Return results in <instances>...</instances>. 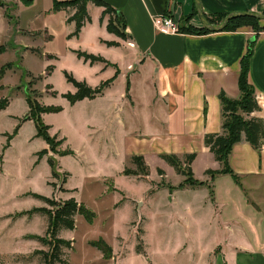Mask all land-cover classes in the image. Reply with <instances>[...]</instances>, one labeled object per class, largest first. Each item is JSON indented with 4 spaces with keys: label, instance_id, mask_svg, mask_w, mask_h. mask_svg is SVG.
I'll return each instance as SVG.
<instances>
[{
    "label": "rangeland",
    "instance_id": "obj_1",
    "mask_svg": "<svg viewBox=\"0 0 264 264\" xmlns=\"http://www.w3.org/2000/svg\"><path fill=\"white\" fill-rule=\"evenodd\" d=\"M3 5L9 6L7 16H14L13 0H0ZM20 7L25 10L21 11L20 27L27 33L13 31L17 26L11 20L10 33L0 38V100L9 101L8 108L0 112V264H41L40 256L34 253L42 245L30 237L45 235L48 217L38 213L21 218L17 215L36 208L55 209L33 194L59 203L74 197L95 214L92 224L77 215L74 230L60 231V238L73 241L70 264H123V257L124 264H149V259L153 264H198L218 245L220 222L235 221L234 217L243 224L255 221V213L246 208L237 214L232 210L217 213L204 203L208 201L204 200L205 193L201 211L190 212L187 207L193 201L191 197L186 193L170 196L175 190L172 185H178L181 176L171 175L170 180L154 176L153 182L150 177L138 181L133 175L120 174L122 162H108L107 153L124 147L128 138L106 126L104 101L89 99L72 104L68 99L77 90L65 73L93 88L107 79L104 74L99 76L100 66L85 63L72 51L98 55L103 49L92 42L88 31L84 38L68 40L74 29L64 21H55V27L49 30L42 28V21L31 22L46 8L44 0ZM114 20L115 27L123 30L120 17ZM116 93L119 96L118 88ZM28 98L35 103L34 114L44 108L59 110L43 114L42 119L49 127L47 134L56 152L52 154L59 157L71 149L76 155L58 161L60 176H54L55 168L48 159L52 151L50 146L45 149V140L37 136L35 122L25 121L30 115ZM18 125V134L4 151L6 136L13 135ZM43 151L47 153L39 158ZM61 169L71 175L66 186L75 190L72 196L65 186L68 174ZM125 170H134L130 159ZM203 186L192 187L185 178L177 189ZM107 188L110 193H118L109 194ZM194 237L195 244L187 245ZM101 239L113 248L109 259L91 245ZM138 246L144 251L141 256L136 252Z\"/></svg>",
    "mask_w": 264,
    "mask_h": 264
},
{
    "label": "crops",
    "instance_id": "obj_2",
    "mask_svg": "<svg viewBox=\"0 0 264 264\" xmlns=\"http://www.w3.org/2000/svg\"><path fill=\"white\" fill-rule=\"evenodd\" d=\"M13 1L14 16H7L9 6H0L2 39L10 33L11 20H15L17 26L13 27V31L27 33L26 29L20 27L23 16L21 11H25L20 5L24 4L20 0ZM44 1L46 8L40 10L31 22L42 21V28L49 30L55 27V21H64L65 25L73 26L74 32L75 23L68 22L74 11L54 12V0ZM102 1L116 10V16L124 23L126 39L107 30L110 17H103L104 8L93 3L87 6L91 21L82 28L80 36L84 38L88 31L92 42L99 44L102 52L109 54L101 52L96 56L103 55L112 66L88 63L100 66L99 76H106L107 79L102 80L100 85L112 79L119 71L117 78L104 93L93 99L104 101L108 129L128 138L124 147L107 153L108 162H122L124 167L120 174L125 175L128 160L133 156H143L150 168V181H155L154 176L155 179L163 178L158 175L159 169L165 172L164 178L168 180L171 175L181 176L178 185H172L175 190L170 196L186 193L193 200L187 207L190 212L201 211L202 193H205L204 200H208L204 203H209L219 214L230 210L237 214L241 208L254 212L256 219L250 223L243 224L236 217L233 218L235 221L220 222L218 245L208 254L207 259L202 262L199 259L198 264H264V147L258 151L246 141L234 146L230 166L239 177L237 183L229 175L215 178L205 175L208 170H220L221 165L204 143L206 135L222 131L219 95L224 92L232 99L241 96V62L251 41L253 55L248 80L262 108V112L254 113L252 117L264 119V30L257 33L253 25H244L235 31L208 34L182 31L179 34H165L158 31L154 24V18L164 14L173 17L182 28H203L195 0ZM200 2L207 19H216L232 12L264 13V0ZM258 25L264 29V21ZM44 36L46 40L50 39L47 31ZM80 36L68 37V40L79 39ZM107 43L116 45L109 46ZM64 139L67 141L66 137ZM189 154H197L192 170L195 179L204 183V186L180 190L177 187L185 177L177 174L161 156L176 155L183 158ZM69 156L76 157L75 154ZM65 157L68 156H57L58 161ZM61 172L68 174L66 186L71 175L62 169ZM134 177L138 181H146ZM114 188L120 191L115 184ZM66 189L70 196L75 192L67 186ZM117 191L110 193L108 190V193L117 194ZM71 198L74 197L67 200ZM195 239L189 238L187 245L195 244ZM124 258H121L123 264L126 260ZM148 261L153 264L152 260Z\"/></svg>",
    "mask_w": 264,
    "mask_h": 264
},
{
    "label": "trees",
    "instance_id": "obj_3",
    "mask_svg": "<svg viewBox=\"0 0 264 264\" xmlns=\"http://www.w3.org/2000/svg\"><path fill=\"white\" fill-rule=\"evenodd\" d=\"M23 4L29 5L33 0H20ZM89 3H93L95 6L104 8L103 17L109 16V23L107 30L110 33L116 34L122 39H126L125 26L123 23V30L115 27L116 21L114 17L117 15L116 10L105 3L102 0H54L53 11L73 10L74 13L69 17L68 22L75 23V31L69 36L79 37L82 28L86 23L91 21L90 15L87 10ZM227 15L218 16L216 19H208L211 24L218 25L223 22ZM259 21L252 18H237L230 22L225 31H235L244 25H253L257 33L263 31L258 25ZM186 31L192 34H208L211 33L205 28H182L181 32ZM109 46H114V43H107ZM79 59H83L85 63L91 65L95 63H103L106 66H112L110 62L105 60L101 56L89 54L87 52L77 51L75 52ZM253 55V41H251L248 52L241 62V72L239 77V89L241 96L239 99L229 98L224 92L219 95V99L222 107V131L220 133L208 134L205 136L204 143L209 151L214 155V158L221 165V169L217 171L208 170L206 176L215 178L220 175H229L233 180L239 183V177L234 173L230 166V155L234 146L242 141H246L251 146L260 151L264 147V119L261 117H252L254 113L262 112V108L259 105L254 88L250 85L248 80L250 60ZM119 71L116 75L102 83L98 87H91L87 82H80L74 78L73 75L65 73L67 81L76 88L75 94H69V101L74 104L84 99H95L101 96L105 89L117 78ZM27 103L30 107V115L25 118L26 120H32L36 124L37 136L43 138L48 146H50L51 153L56 154L55 149L51 146V138L47 134L49 127L43 122L42 115L48 112H58L55 108H44L38 114H34L33 111L36 108L35 103L31 99H27ZM8 100H0V112L8 108ZM21 125H18L13 135H7V143L4 151L10 148L11 141L18 134ZM45 151L39 153V158L45 155ZM74 155L72 150H68L61 156ZM197 158V154H189L183 158H179L176 155H162L161 159L168 165L174 168L177 174L184 176L190 186L195 185L203 186L204 183L197 181L192 170V164ZM134 170H125V175L137 176L141 179H147L150 176V168L147 165L143 156H133L130 159ZM50 164L54 163L50 159ZM184 166V167H183ZM159 176H165L163 170H158ZM54 176L57 175L54 173ZM196 182V183H195ZM195 184V185H194ZM33 197L40 199L53 210L33 209L29 212L19 213L17 217L21 218L25 215H32L35 213L43 214L48 217V228L44 236L32 235L30 240H35L42 245L41 250H36L35 255L40 256L41 264H70L69 252L73 249V241H67L59 237L60 231L63 229L74 230L75 218L77 215H83L86 221L90 224L94 222L95 214L87 211L82 205H80L75 198H71L64 202H55L54 200L45 198L41 195L33 194ZM91 245L97 248L103 254L105 259H109L113 253L110 245L104 240L92 242ZM138 254H143L144 251L138 246Z\"/></svg>",
    "mask_w": 264,
    "mask_h": 264
},
{
    "label": "water",
    "instance_id": "obj_4",
    "mask_svg": "<svg viewBox=\"0 0 264 264\" xmlns=\"http://www.w3.org/2000/svg\"><path fill=\"white\" fill-rule=\"evenodd\" d=\"M196 6H197V14L200 18V21L203 25V28L208 30L211 33H217V32H223L227 26L230 24L231 21L237 19V18H252L256 19L259 22L264 21V13H254V12H232L227 14L223 22H221L218 25L211 24L208 19L206 18L205 14L203 13L202 10V5L200 0H195ZM50 159L54 163V168H55V174L57 176H60L61 173L58 171V159L52 154L50 155ZM63 180H61L60 184L62 183Z\"/></svg>",
    "mask_w": 264,
    "mask_h": 264
},
{
    "label": "built area",
    "instance_id": "obj_5",
    "mask_svg": "<svg viewBox=\"0 0 264 264\" xmlns=\"http://www.w3.org/2000/svg\"><path fill=\"white\" fill-rule=\"evenodd\" d=\"M154 24L158 31L165 34L181 33V25L169 15H161L154 18Z\"/></svg>",
    "mask_w": 264,
    "mask_h": 264
}]
</instances>
